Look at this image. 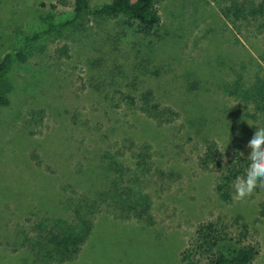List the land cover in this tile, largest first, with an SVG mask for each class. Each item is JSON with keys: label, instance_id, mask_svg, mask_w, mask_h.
<instances>
[{"label": "rangeland", "instance_id": "rangeland-1", "mask_svg": "<svg viewBox=\"0 0 264 264\" xmlns=\"http://www.w3.org/2000/svg\"><path fill=\"white\" fill-rule=\"evenodd\" d=\"M69 1L0 0V58L19 31L45 28L48 13L54 22L71 17ZM233 1L241 0H157L160 21L146 34L125 15L85 16L30 43L25 60L3 73L0 264L31 258L5 245L12 242L5 225L46 213L66 217V196L101 189L112 175L107 166L133 165L140 149L152 170L143 189L154 223L123 222L99 210L81 252L61 264H178L205 220L244 236L258 249L252 264H264V188L224 200L215 190L221 173L199 163L211 142L225 162L235 151L248 156L255 127H264V117L249 116L228 94L264 65V33L224 14ZM145 93L176 112L175 119L158 121L142 111ZM32 263L46 264L27 259Z\"/></svg>", "mask_w": 264, "mask_h": 264}, {"label": "trees", "instance_id": "trees-1", "mask_svg": "<svg viewBox=\"0 0 264 264\" xmlns=\"http://www.w3.org/2000/svg\"><path fill=\"white\" fill-rule=\"evenodd\" d=\"M157 0H110L99 6H92L88 0H71L72 16L54 22L51 13L46 15V27L31 33H17V42L13 49L5 52L0 58V80L3 73L13 62H23L30 43L44 36L65 30L85 16L116 17L125 15L137 22L141 33L151 32L159 24L156 9ZM66 3V2H65ZM226 16L238 19L246 26L255 25L264 33V0L233 1L223 10ZM264 61V41L262 43ZM246 107L251 117H264V65L261 66L248 83L235 84L233 92ZM140 109L158 121L174 120L176 112L157 103L148 101V93L142 95ZM8 99L0 95V105ZM143 147V146H142ZM148 152L140 149L133 152V165L113 162L107 166L111 177L107 184L92 194H73L66 196L63 205L69 214L46 213L27 218L22 226L5 228L9 232L4 243L11 246L13 252H21L35 262L61 264L71 261L81 252L84 243L92 232L95 215L103 210L113 219L135 221L139 225L154 223L153 203L150 194L143 189L147 173L152 172L146 161ZM203 168L217 169L221 174L215 190L224 200H230L233 194V182L243 175L249 161L247 156L235 151L226 162L219 156L217 144L208 143L199 160ZM68 194V193H66ZM78 195V196H77ZM77 200V201H76ZM258 249L254 244L245 241L244 236L232 235L226 225L216 220L198 222L190 235L186 246L178 254V264H252ZM27 258V259H31ZM9 259V258H6ZM27 259L21 264H27ZM26 263H25V262ZM34 264V263H32Z\"/></svg>", "mask_w": 264, "mask_h": 264}, {"label": "clouds", "instance_id": "clouds-1", "mask_svg": "<svg viewBox=\"0 0 264 264\" xmlns=\"http://www.w3.org/2000/svg\"><path fill=\"white\" fill-rule=\"evenodd\" d=\"M246 147L250 150L247 156L249 164L244 174L237 176L232 185L237 201L250 196L257 187L264 188V127H255ZM224 148L225 145L222 152Z\"/></svg>", "mask_w": 264, "mask_h": 264}]
</instances>
